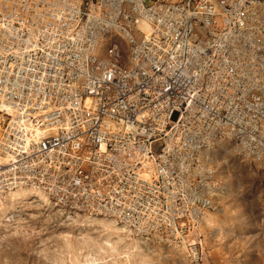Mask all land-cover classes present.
Instances as JSON below:
<instances>
[{
    "label": "built area",
    "instance_id": "built-area-1",
    "mask_svg": "<svg viewBox=\"0 0 264 264\" xmlns=\"http://www.w3.org/2000/svg\"><path fill=\"white\" fill-rule=\"evenodd\" d=\"M221 142L264 169V0H0V196L201 264Z\"/></svg>",
    "mask_w": 264,
    "mask_h": 264
},
{
    "label": "rangeland",
    "instance_id": "rangeland-1",
    "mask_svg": "<svg viewBox=\"0 0 264 264\" xmlns=\"http://www.w3.org/2000/svg\"><path fill=\"white\" fill-rule=\"evenodd\" d=\"M211 155L220 194L200 226L201 264H264V169L227 142ZM13 193L0 196V264H190L182 248L144 243L110 221L68 218L42 196Z\"/></svg>",
    "mask_w": 264,
    "mask_h": 264
},
{
    "label": "bare ground",
    "instance_id": "bare-ground-1",
    "mask_svg": "<svg viewBox=\"0 0 264 264\" xmlns=\"http://www.w3.org/2000/svg\"><path fill=\"white\" fill-rule=\"evenodd\" d=\"M14 193H13V196H14V199H16V200H25V196H26V194L28 195V193H30V194H34V195H39V196H42V195H40V194H38V193H36V192H34V191H32V190H28V189H18V190H16V191H13ZM43 197V196H42ZM42 199V198H41ZM119 231V230H118Z\"/></svg>",
    "mask_w": 264,
    "mask_h": 264
}]
</instances>
